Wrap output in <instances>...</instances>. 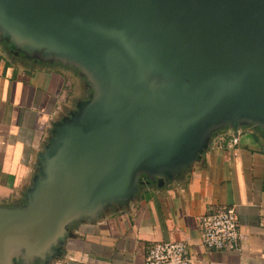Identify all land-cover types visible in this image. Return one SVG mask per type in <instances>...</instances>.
Instances as JSON below:
<instances>
[{"label": "water", "instance_id": "95a60500", "mask_svg": "<svg viewBox=\"0 0 264 264\" xmlns=\"http://www.w3.org/2000/svg\"><path fill=\"white\" fill-rule=\"evenodd\" d=\"M0 41L90 90L0 205V264L58 259L70 224L180 175L219 128L264 132V0H0Z\"/></svg>", "mask_w": 264, "mask_h": 264}, {"label": "crops", "instance_id": "0c3cea01", "mask_svg": "<svg viewBox=\"0 0 264 264\" xmlns=\"http://www.w3.org/2000/svg\"><path fill=\"white\" fill-rule=\"evenodd\" d=\"M80 79L58 62L0 57V205L22 202L52 123L84 98ZM238 132V143L230 145ZM182 172L161 186L142 177L122 209L113 205L91 221L70 224L62 256L49 264H144L152 243L170 240L186 244L193 264H264V132L219 128L200 160ZM230 206L238 214L239 249H206L200 217Z\"/></svg>", "mask_w": 264, "mask_h": 264}, {"label": "built area", "instance_id": "2783aa9c", "mask_svg": "<svg viewBox=\"0 0 264 264\" xmlns=\"http://www.w3.org/2000/svg\"><path fill=\"white\" fill-rule=\"evenodd\" d=\"M239 141V132L232 136L229 144ZM200 242L206 249L237 250L241 233L238 214L234 207H226L203 214L199 219ZM144 264H193L186 244L182 241H156L146 250Z\"/></svg>", "mask_w": 264, "mask_h": 264}, {"label": "rangeland", "instance_id": "374dc122", "mask_svg": "<svg viewBox=\"0 0 264 264\" xmlns=\"http://www.w3.org/2000/svg\"><path fill=\"white\" fill-rule=\"evenodd\" d=\"M9 53H11V52H9L6 42H4V41H0V57H2L3 59H8V60H10V61L13 60V61H15L16 63H20V64H22V62H25L24 59L20 56V55H22V56L25 57L24 54H22V53H14V54H13L14 57L11 58V57L8 55ZM25 58H26V57H25ZM29 59L34 60V58H29ZM150 76H153V75L150 74ZM80 80H81V81H80V89H81V90H80V93H81L84 97H86V96L88 95V93H89V90H88V88L85 86L84 79L81 77ZM152 80H153V79H152ZM82 86H83V87H82ZM83 99H85V98H83ZM17 264H22L21 258L17 261Z\"/></svg>", "mask_w": 264, "mask_h": 264}, {"label": "trees", "instance_id": "16d2710c", "mask_svg": "<svg viewBox=\"0 0 264 264\" xmlns=\"http://www.w3.org/2000/svg\"><path fill=\"white\" fill-rule=\"evenodd\" d=\"M20 56L24 59L25 62H31V63L36 62V63H38V62L35 61V60L27 59V58H25V57L22 56V55H20ZM181 174H183V172H182ZM181 174H180V175H181ZM143 176H144V175H142V177H143ZM142 184H143V183H142ZM142 184L139 185V188L142 187Z\"/></svg>", "mask_w": 264, "mask_h": 264}, {"label": "flooded vegetation", "instance_id": "af4514ba", "mask_svg": "<svg viewBox=\"0 0 264 264\" xmlns=\"http://www.w3.org/2000/svg\"><path fill=\"white\" fill-rule=\"evenodd\" d=\"M14 52H11V53H9L8 55L11 57V58H13L14 57ZM34 264H39L37 261H35V263Z\"/></svg>", "mask_w": 264, "mask_h": 264}]
</instances>
